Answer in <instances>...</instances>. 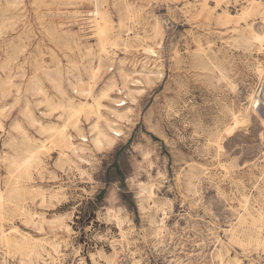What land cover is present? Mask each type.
Masks as SVG:
<instances>
[{
	"label": "rangeland",
	"instance_id": "1",
	"mask_svg": "<svg viewBox=\"0 0 264 264\" xmlns=\"http://www.w3.org/2000/svg\"><path fill=\"white\" fill-rule=\"evenodd\" d=\"M0 264H264V0H0Z\"/></svg>",
	"mask_w": 264,
	"mask_h": 264
}]
</instances>
